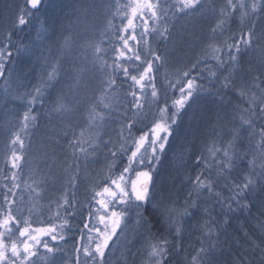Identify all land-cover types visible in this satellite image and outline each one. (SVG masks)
Instances as JSON below:
<instances>
[{
  "label": "snow or ice",
  "instance_id": "obj_1",
  "mask_svg": "<svg viewBox=\"0 0 264 264\" xmlns=\"http://www.w3.org/2000/svg\"><path fill=\"white\" fill-rule=\"evenodd\" d=\"M43 4L44 0H27V5L31 10L29 18H32ZM90 9L102 12L109 27L112 26L110 17L115 18L121 13L128 17L127 24L123 25L119 31L127 32L132 29V32L127 38L120 36L122 47L113 49L117 52L118 59H123L126 63L133 61L128 67L117 63L112 66L113 70L109 72L106 61L96 55L102 49L90 36L85 39L89 31L86 26L88 19L86 14ZM128 9H131L130 15ZM79 11L81 17L75 24L63 26L58 30L48 25L45 20H37L38 26L35 30L34 40L41 43L51 41L49 54L40 57L42 71L37 82L32 84L31 90L17 93L13 97L15 100L24 102L22 105L25 110L21 112L20 109H17L6 114L2 119L3 125L0 126V133H3L6 139L5 154H10L9 158L5 160V164L10 165L8 172L11 175L3 174L8 183L3 185V203L0 205V215L3 216V219L0 220V229L4 230L0 231V264H41L45 258L49 259L50 264H54L50 254L62 251L64 245L60 244L54 249L48 246V242H44L43 248L46 251L38 253L36 249L41 245V241L33 233L48 235L53 241L58 238L64 241L65 229L71 231L67 219H64L59 226V233L56 232L55 226L31 231L27 226L22 229L17 227L19 237H27L26 240H22L18 244V238L13 239L15 233L10 225L14 222L19 226L21 223L13 215V212L20 213L22 202V198L16 197L15 193V189L19 187L17 183L19 173L15 170L22 168L21 161H24L23 167H31L32 145L29 144L26 147L24 139H21V133L28 137L31 130L36 127L38 116L33 114V105L40 103L45 106L47 104V110L44 112L46 116L62 120L70 118L78 110L79 93L88 87L91 70L88 69L87 64L81 66L71 58L72 53L78 48L91 49L92 54L89 62L92 64V69L99 73L97 78L107 77V79L101 80L100 86L95 89V93L102 94L99 97L94 94L88 104L86 110L88 115L87 118H84V127L98 128L105 119L104 113H110L117 106L114 103L117 99L115 94L120 87L116 84L115 79L117 69H121L123 75L132 82L129 89L120 95V102L123 103L130 96L131 108L136 111H133L132 117L125 114V122L119 132L120 141L115 146L120 154H127L128 162L119 174L106 178V184L114 185L115 191L109 186H101L93 180L89 181V184L93 186L90 199L98 207L95 210L88 209L89 221L84 223V228L87 231L80 237L83 242L81 246L76 247L73 244L75 264H107L110 242L112 245L113 237H116L126 226L127 209L134 208L138 217L143 216V208L149 201L155 172L160 166L163 153L167 150L174 126L195 97L213 91L206 85H198L194 77L188 78L192 68L199 65L200 60L198 59L196 64L185 66L188 70L181 68L177 71L176 75L180 77L176 81L177 84H180L178 98L168 96L167 90H165L161 94L162 99H156L157 90L155 84L152 83L153 72L154 70L158 71V67H162L163 64L157 66L153 61H163L166 64L168 49L166 47L163 54H158L155 50L150 49L147 41L148 35L154 33L156 38L167 44L173 35L169 25L174 28L180 21L190 23L193 20H203L205 32L201 43H206L215 41L231 22L236 25V30L227 39L219 41L221 47H218L216 43H208L207 48H201L204 57H210L218 62L217 68L224 65L225 61L230 64L227 76L222 79L217 77L210 83H218L222 89L235 87L234 81L243 71L244 63L250 58H254L259 69L264 72V29L258 31L255 27V21L264 16V0H155V3L153 0H134V3L124 5H121L119 0H100L98 3L81 7ZM136 18L142 20L139 40H137L135 32L136 26L133 24V20ZM149 20L153 21L151 28L148 26ZM17 23L19 27L24 28L28 26L29 19L20 14L17 17ZM129 40L141 45V51L146 53L143 62L139 65L135 64V61H141L140 52L129 46ZM193 40L196 43L195 37ZM33 49V44L22 45L18 49V53L30 54ZM221 53L226 59L221 57ZM251 53H255V56L251 57ZM11 55V51L5 53L0 50V78L2 79L5 78V61ZM129 67L135 68L137 74H130ZM209 72L215 76V72H212L211 69ZM147 87H151L150 96L153 98L152 103L155 105V111L149 109L151 119L146 123L140 117L143 114L141 97L146 94ZM170 87H172L171 84ZM53 88H58L59 91L53 96L51 102H48L47 97ZM254 88L260 89L259 95L253 90ZM217 91L219 90L217 89ZM235 91L238 96L245 98L247 107L236 111L229 122L217 120L212 126V134L202 142L195 154H193L194 150L191 145L173 153V161L175 167L182 174V182H188L189 198L184 201L181 210L175 209L174 203L163 207L168 224L167 235L164 233L160 236L149 234L146 237L141 264H175L177 257L170 247L172 240L169 237L180 239L189 227L196 228L201 232L199 237L201 246L183 257L184 264H205V261L211 258L212 250L219 237L218 221L212 216L206 203L197 204L196 200L191 197L193 193L213 189L212 178L218 174L220 175L219 182H223L230 195L224 196L220 192L211 191L209 192L210 197L224 202L229 209L233 204L249 209L253 206V200L249 197L255 198V194L259 192L262 197L259 203L261 208H264V185L259 188L254 187L256 181L253 174L258 168L264 169V126H258L256 111L259 108L260 113H264V80L257 76L251 85L235 87ZM220 99L223 97L221 96ZM106 100L109 102L104 103ZM169 101H171L170 104ZM161 104L164 107H161ZM97 108H100L101 111L97 112ZM128 119H133V123H127ZM137 124L143 125V127L137 128ZM145 128L147 131L144 130ZM133 129L142 134L137 137ZM245 131L247 132L248 150L247 154L240 155L250 156L251 159H248L247 163L242 166L236 164V159L239 156L234 158L233 149L238 141L245 139L243 135ZM149 132L151 137H149ZM84 139L85 131L82 128L79 137L74 138L69 147L73 149L74 153L79 149L84 158H87L90 153L82 147ZM87 140L90 143L95 142L91 135L87 137ZM17 151H27L29 155L27 157L18 155ZM129 151L130 154H128ZM116 155L117 152L114 151L113 156ZM185 156H187L188 162L184 161L183 157ZM213 157L214 160L211 159ZM189 167L193 168L195 174L188 171ZM202 176L204 179H201ZM44 183L47 181L38 184L37 187H43ZM72 183H74V179L70 180V185ZM97 188L100 191H96ZM14 197L16 198L14 199ZM116 202L121 206L119 210L113 207ZM65 205L67 206L66 211L79 212V209H74L67 199H63L61 206ZM159 206V204L153 203V207ZM62 214L58 213L57 215ZM79 214L83 216L82 212ZM227 219L228 217L225 216L224 220L227 221ZM24 223L27 222L24 221ZM89 223H91V227H89ZM6 235L9 239L8 244L4 242ZM81 256H83V260H81ZM169 256L172 259H168Z\"/></svg>",
  "mask_w": 264,
  "mask_h": 264
},
{
  "label": "trees",
  "instance_id": "obj_2",
  "mask_svg": "<svg viewBox=\"0 0 264 264\" xmlns=\"http://www.w3.org/2000/svg\"><path fill=\"white\" fill-rule=\"evenodd\" d=\"M6 1L7 0H5V4L10 5V2L7 3ZM98 2H100V0H54L51 3L49 2L42 12L34 14L32 18H28V26L24 28L19 27L16 22L15 25L12 26L7 17L2 18L3 20L0 22V50H3L5 53L11 51L12 55L5 61V78H0V126L3 125L2 119L6 114L17 109H20L21 112L25 110L22 105L24 102L15 100L13 97L17 93L31 90L32 84L37 82V78L42 71L40 57L49 54L51 41L41 43L34 40L35 30L38 26L37 20H45L48 25L58 30L63 26L75 24L77 19L81 17L79 11L81 7ZM153 2L155 3V0H153ZM119 3L125 4L124 0H119ZM12 12L13 10L11 7L6 10V14ZM86 15L88 17L86 26H91L93 24L99 25L100 22H103L101 21L103 15L100 11L90 9ZM250 23L252 22L250 21ZM102 25L105 26L106 22ZM148 26L151 28L153 26V21L149 20ZM169 27L173 35L172 39L168 41L167 44L165 41L155 38L154 33H150L147 37L148 47L155 50L158 54H163L166 47L168 49V62L166 64L163 61H153L157 66L163 64L162 67H158V71L154 70L153 72L154 79L152 83L156 86V99H162L161 94L165 90H167L168 96H175L178 98L180 84H177L176 81L179 80L180 77L176 75L177 71L181 68L188 70L185 66L196 64L198 59L200 60L199 65L192 68L188 78L194 77L198 85L203 84L213 89V91L208 94L194 98L192 103L183 112L178 124L174 126L173 135L169 142V144L173 146L180 144V148L191 145L194 150L193 154H195L202 142L212 134V126L217 120L229 122L236 111L247 107L245 98L237 95L235 87L251 85L257 76H259L261 80H264V72L259 69L255 59L250 58L244 63L243 71L234 81L235 87L222 89L218 83L213 84L210 83V81H215L217 77L222 79L224 76H227V69L230 67V64L225 61L224 65L217 68L216 65L218 62L210 57H204L201 48H207L208 43H216L218 47H221L222 45L219 41L227 39L230 34L234 33L236 25L229 22L227 28L222 32V35L218 36L215 41H208L206 43H201L202 36L205 32V22L203 20H193L190 23L180 21L176 24V27L173 28L171 25H169ZM255 27L258 31L264 29V16H261L259 20L255 21ZM139 28L140 30L136 31L137 33H140L142 30L141 27ZM3 29L6 31L3 32ZM114 37V33L106 34L102 52L112 50V45L109 42H111ZM194 37L196 38V43H194ZM29 44L34 45V49L30 54L18 53V49H20L22 45ZM139 48H141L140 45L135 46V50L139 51L141 55V61H135L137 65L143 62L146 55V53L140 51ZM115 49H117V47ZM177 52L182 53V60L185 62L183 66L181 65L180 59L173 55ZM250 56L254 57L255 53H251ZM79 57H81V48L74 51L71 56L78 64ZM221 57L225 58L223 53H221ZM149 59H151L150 56ZM176 60H179V63H175ZM104 61H106L109 66L108 71L110 72L113 70L112 66L119 63L117 56L114 54L110 55ZM124 63L121 65L128 67L133 61H128L126 65ZM209 69L215 72V76L210 74ZM92 73L93 79H91V81H94L96 84L101 82L100 78L98 79L94 76L96 73L94 70ZM129 73L132 75L137 74L133 67H129ZM115 79L116 84L120 86L115 94L117 99L114 103L117 106L114 107L110 113H104L105 119L98 128L84 127V118H87L88 115L86 110L92 96L95 94L99 97L102 94L100 92L95 93L96 88L90 89L84 93L80 92L79 105L76 113L70 118L61 119V122L55 120V125H59L62 130L56 131L50 128L48 129L46 138L42 137L40 132H44L43 129L45 128L46 116L44 112L47 110V104L45 106L40 103L33 105V114L38 116L36 127L31 130L28 137H25L24 134L21 133V139H24L26 147L29 144L32 145L31 167H23L22 172L19 173L21 178L19 177L20 180H17L19 187L15 189V193L16 197L22 198V202L20 204V213L13 212V215L16 216V220L21 221V223L19 226L14 222L10 225L13 232H15V229L17 230V227L22 229L27 226L31 229H40L54 226L56 223H60L61 225L64 219H67L68 227H70L71 231H68L67 228L65 229L67 233V239L65 241L67 242L64 244V247L68 245L69 249H71V252L69 251L68 254L73 253V244L79 247L80 237L84 233L83 226L88 214V209L92 208L93 210V203L90 199L93 186L89 184V181L93 180L98 184L102 181L106 183L107 177L119 173L128 162L127 154H120L115 146L120 141L119 132L125 122V114H127L128 117H132L133 111L136 110L131 108L130 96L127 100H124L123 103H121L119 99L120 95L128 90L125 83L129 79L123 75L122 70L120 72L116 70ZM170 84L172 87H170ZM217 89L219 91H217ZM253 90L257 95L260 94L259 88H254ZM58 91V88L50 90L51 94L47 97L48 102H51L53 96L58 93ZM145 93L146 94L142 95L141 98L143 114L140 118L147 123L151 119L149 109L155 111V105L152 103L153 98L150 96L151 87L149 90L145 91ZM221 96L223 99H220ZM108 102L107 100L104 101V103ZM170 103L171 101H169V104ZM161 107H164V105L161 104ZM96 110L97 112L101 111L100 108ZM256 111L258 126H264V114L260 113L259 108H257ZM127 123H133V119H128ZM61 124H64V127L69 126V129L71 128L70 132H65ZM136 127L141 128L143 125L137 124ZM82 128L85 131V139L82 143V147H84L90 155L84 158L79 152V149H77L73 154H79L80 157L74 156L75 159L71 160V166L68 168V171L65 170L67 174L64 171L63 176L60 178L51 177L54 167L66 163V160L61 158V156L64 147L69 146V142L67 140V143H65L66 145L64 144L65 138L63 134H66L70 141L72 134L74 138L79 137ZM144 130L147 131L146 128ZM133 132L137 137L142 134L141 132H136L135 129H133ZM52 135L53 137H51ZM89 135L94 138V143H90L87 140ZM243 135L245 139L242 140V142H247V132L245 131ZM37 136H39L40 139H38ZM107 138H109L112 143L111 151L103 147V143L108 142ZM84 143L87 144L83 145ZM5 144V136L3 133H0V158L6 155ZM99 145L105 150V153L101 152ZM57 147H63L59 153H56ZM69 150L73 151L71 147H69ZM114 151L117 152V155L114 156L115 160H111L110 157L111 154L113 155ZM128 154H130V151ZM28 155L29 153L26 151V157ZM43 157H48V159L45 161L46 163L41 164L40 160ZM168 158L173 159V154ZM183 159L185 162H188L187 156L183 157ZM211 159L214 160L215 158L213 157ZM110 161L114 164H111ZM189 163L191 164V162ZM161 165H165L164 159L161 160ZM164 167L165 166H159L157 169V173H162V181L167 178H172L178 190L177 195L180 197L178 200L185 201L188 199L189 197L187 195L184 196L188 182H182L181 173H175L174 170L172 173H169L167 170L165 174L163 171ZM6 170V165H4L3 169L0 171V205L3 203L4 188L2 184L8 183L7 179L5 180L2 175L3 171ZM188 171L195 174L193 169L188 168ZM71 179H74V183L70 185ZM201 179H204V176H202ZM45 180L47 183H44L43 187H37L38 184L43 183ZM109 185L111 184H105V186ZM96 191H100V189L97 188ZM189 191L190 188L188 186L186 193ZM212 191L220 192L224 196L230 195L228 190L224 187V184L219 181L213 183ZM200 195H209L208 190H203ZM16 197H14V199ZM191 198L196 199L197 197L193 194ZM249 198L253 200V206L247 214H245L243 210L240 212L225 213L222 209H219V206L217 212H212V216L216 220H220L222 215H229L230 223L227 230H220L216 246L211 253V258L206 260L205 264H264V258H262V249H264V208L260 206L259 197ZM63 199H67L73 205L74 209H79V212L72 210L66 211L67 206H61L63 204ZM198 200L200 201V199ZM153 203L154 201H152L148 207L145 206L143 208L142 217L137 216L134 208H130L132 211H127V218L130 225L133 226L134 229L138 226L136 233L137 239H146L149 234L160 236L164 233L167 235L164 208L162 206L153 207ZM212 203L214 204L215 202L212 201ZM178 206L180 209L177 208ZM182 207L183 206H180L178 201L174 205V208L177 210H181ZM58 211L63 214L59 217H54ZM80 212L83 213V216L79 214ZM2 219L3 216L0 215V220ZM52 220L55 224H50ZM24 221L27 223L25 224ZM200 236L201 232L198 229L189 227L182 238L175 239L169 237V239L172 240L170 247L174 250V254L177 257L175 264H184L183 257L201 246ZM14 237H18V235ZM5 240L6 243H9L8 237H5ZM168 259H172V257L169 256Z\"/></svg>",
  "mask_w": 264,
  "mask_h": 264
},
{
  "label": "rangeland",
  "instance_id": "obj_3",
  "mask_svg": "<svg viewBox=\"0 0 264 264\" xmlns=\"http://www.w3.org/2000/svg\"><path fill=\"white\" fill-rule=\"evenodd\" d=\"M6 2L7 3L10 2V5H6L5 0H0V22L3 20L2 18L7 17V19L11 23V25H13V24H15V22H17L18 15L23 14V16L25 18H27V16H29V13H27L25 10V7H27V0H7ZM131 3H134V0H129V4H131ZM9 7H11L13 12L10 14H6V10ZM128 12L130 15L131 9H128ZM109 19H111L112 26L109 27L106 24L104 26V28L101 29L102 33L105 36L107 33H110V34L114 33V34H117L119 37L124 36L125 38H127L129 36V34L132 32V29H129L127 32L119 31V29L123 25L127 24L128 17L124 16L123 13L115 16V18L110 17ZM133 24L136 26L135 32L140 30V28L137 27V25H141L142 22L136 23L135 19H134ZM88 29H89V31H88L87 35L85 36V39H88V37L90 36L92 39L95 40V39L99 38L100 36H102V35H100L99 27L96 24L88 26ZM136 34H137V40H139L140 39V35H139L140 33L136 32ZM119 42H121V45L117 46L116 44H118ZM96 43L98 45L101 42L96 41ZM110 44L112 45V47H111L112 50L111 51H107V50L105 51V53L102 55L103 60H106L110 55H113V54L117 56V52H115L113 49H115L116 46H117V49H120L122 47V41L120 39L116 42V44L115 43H110ZM135 44H136L135 41L129 40V46L130 47L133 48V46H135ZM98 47L100 48V46H98ZM91 54H92L91 49L84 48V51L81 54V62L79 61V64H81V66H83V64H87L88 69L91 70L89 79H91L92 72H93L92 64L89 62ZM96 55L101 57V55L99 53H96ZM173 55L180 59L181 65L183 66L185 62L182 60V53L177 52V53H174ZM118 61L122 62L123 59H118ZM175 63H179V60H176ZM94 76L97 78L99 75H98V73H95ZM92 84H93V82L89 83L87 88H89V87L92 88L93 87ZM70 130H71V128L69 129V126H65V129H64L65 132L69 133ZM51 137H53V135ZM73 139H74V135L72 134L70 141H69V139H67V140L70 143ZM86 144L87 143H84L83 145H86ZM71 153H74V152L72 151ZM17 154L23 155V152L17 151ZM74 156H76V154ZM74 156L71 155V157H74ZM8 158H9V156L7 157V159ZM22 162L23 161L20 162L21 165H22ZM17 170H15V171H17ZM167 170L169 171L170 168L167 167ZM157 172H158V170L155 172L154 179H156V177H157L159 182H162L161 176L157 175ZM115 174H118V173H115ZM84 181H86V180H84ZM105 184H106L105 181H102L100 183L101 186L105 185ZM160 185L157 186V189L160 188ZM109 187H110V185H109ZM112 188L115 189V186H113ZM92 203H93V210H95V208L98 207V205L94 201H92ZM113 207H116L117 210H119V207H121V206L119 205L118 202H116L113 204ZM130 208L131 207H129L127 210L132 211ZM58 213H60V211H58L57 214ZM57 214L54 217H59ZM88 221H89V214L87 215V217L85 219V223H88ZM50 224H55V222L52 220ZM56 224L54 226L56 227V232L59 233L60 232V227H59L60 223H56ZM50 227H52V226H49L46 228H40V229H48ZM89 227H91V223H89ZM29 229H30V231L35 230V229H31V228H29ZM137 229H138V226L134 229L133 226L130 225V222L128 221V218H127L126 226L123 228V230L116 237H113L114 241H113L112 245L110 242V249H109V252L107 254V264H141V260L144 257V248H142L140 245L136 244L140 239L135 240V243L132 245H129V243H128L129 240L133 238V234L135 231H137ZM83 230H84V233L87 231V229H85L84 227H83ZM0 231H4V230L0 229ZM14 233H15V235H18V237L13 238V239L18 238V240H17L18 244L20 241L27 239V237H19V233L16 229H15ZM33 234L37 235L41 241V245L36 249L38 253H43L46 251V249L43 248L44 242H48V246L51 248H54V249L58 245H60L62 243L64 245L67 242V241H65L67 239L66 238V234H67L66 232H64V235H65L64 241L59 240V238L56 241H53V240H51V237L48 235H40L39 233H33ZM5 237H7V235ZM29 243H31V241H29ZM82 243L83 242L80 240L79 241V247H80V244H82ZM20 246L22 247V245H20ZM63 249L64 250H62V251L54 252V253L50 254L52 261H54V264H75V255L73 256L72 260H69V259H67L69 254H68V256H63V254H62L65 251L71 252V249L70 250L69 249L67 250L66 248H63ZM33 259H34V257H33ZM81 260H83V256H81ZM41 264H50V261H49V259L45 258L41 261Z\"/></svg>",
  "mask_w": 264,
  "mask_h": 264
},
{
  "label": "clouds",
  "instance_id": "obj_4",
  "mask_svg": "<svg viewBox=\"0 0 264 264\" xmlns=\"http://www.w3.org/2000/svg\"><path fill=\"white\" fill-rule=\"evenodd\" d=\"M261 114H264V113H261ZM257 119H258V117H257ZM179 148H180V144H177L175 146L168 144L167 150L163 153V155L161 157V160L162 159L165 160V165H161V163H160V166H162V167L163 166H167L170 169L175 170L176 167H175L173 159L168 158V157L171 154H173L174 152H176ZM247 150H248V143L247 142L238 141L236 143V145H235V147L233 149L234 158H236V156H239V158L236 159V164H240V165L243 166V165H245L247 163L248 159H251L250 156L240 155V154H247ZM253 174L255 176V181H256L254 187L259 188L261 185H264V169L258 168V169H256L254 171ZM219 180H220V175L218 174L216 177L212 178V184L216 183ZM221 183H223V182L221 181ZM187 188H188V185H186L184 196L185 195L188 196L189 192L186 193V189ZM211 191H212V189H209L208 193L211 192ZM193 194H195L197 199H200L201 202L206 203V205L209 208L211 213L213 211L217 212L218 211V206H219V209H222L225 213L240 212L241 210H243L245 212V214H247L251 210V208L246 209L243 206H239V205H236V204H233L232 208L229 209L224 204V202L218 201L216 199H213L212 197H210V195L201 196L200 193H193ZM255 195H256V197L262 198V197H260L259 192H257ZM149 201H154L155 203H157L160 206L164 207V206L169 205V204H173V203L176 204L178 199L170 191H167V190H165L163 188L156 189L155 187H152L151 188V194H150V197H149ZM212 201H214L215 203L213 204ZM148 202L145 205L147 207H148ZM225 216L228 217L227 221L224 220ZM217 221H218L217 229H218V233L220 234V230H227V228L229 226V223H230V216L229 215H222L220 217V220H217ZM126 224H127V221H126ZM165 224H166V227H168V224H167L166 220H165ZM122 230H123V228L121 229V231ZM128 243H129V245L134 244L135 243V237L130 239ZM262 258H264V249H262Z\"/></svg>",
  "mask_w": 264,
  "mask_h": 264
},
{
  "label": "bare ground",
  "instance_id": "obj_5",
  "mask_svg": "<svg viewBox=\"0 0 264 264\" xmlns=\"http://www.w3.org/2000/svg\"><path fill=\"white\" fill-rule=\"evenodd\" d=\"M79 58H80L79 61L81 62V57H79ZM65 145H66V144H65ZM65 145H64V146H65ZM35 148H36V147H35ZM59 148H60V149H59ZM62 148H63V147H62ZM62 148H61V147H57V148H56V153H59V152L62 150ZM37 149H38V148H37ZM38 150H40V149H38ZM71 152H72V151L69 150V146H68V147H64V149H63V154H62L61 158H64V159L66 160V163H65V164L62 163V165H59L58 167H54V170L52 171V174H51L53 177H55V176L58 175V174H62L65 170L68 171V168L71 166V160L75 159L74 157H71V155L74 156V154L71 153ZM70 153H71V154H70ZM9 155H10V154H9ZM9 155H5L4 157L0 158V171L3 169V166H4V165H6V168H7L6 171H3L2 175H3L4 173H8V175H10V173L8 172V169L10 168V165L5 164V160H7V157H8ZM47 159H48V157H43V158L40 160V163H41V164H42V163H46L45 161H46ZM110 162H111V161H110ZM111 164H113V163L111 162ZM23 165H24V161L22 162V168L17 170L18 173H21V172H22ZM189 168H190V169H193L192 167H189ZM67 171H65L66 174H67ZM172 171H173V170L170 169V170H169V173H172ZM174 172H175V173H181L177 168L174 170ZM53 174H54L55 176H54ZM19 175H20V174H19ZM181 175H182V174H181ZM21 176H22V174H21ZM19 177H20V176H19ZM19 177H18V179H19ZM3 178L5 179L4 175H3ZM20 178H21V177H20ZM5 180H6V179H5ZM19 180H20V179H19ZM1 182H4V181H1ZM5 182H6V181H5ZM2 185H5V184H2ZM160 188H163V189H165V190H167V191H170L171 193L174 194V196H175L177 199L180 198V197L177 195V194H178V190H177L176 185H175L174 181L172 180V178H167L166 180H164V182L160 185ZM195 200H196L197 204L200 203V201H199L197 198H196ZM178 202H179V205H180V206H183V205H184V201H183V200H178ZM177 208L180 209L179 206H178ZM13 238H14V237H13ZM5 241H6V240H5V237H4V242H5ZM8 241H9V240H8ZM144 242H145V239H140L136 244H137V245H140V246L143 248ZM5 244H8V243L5 242ZM66 256H68V255H66ZM73 256H74V253H70L67 259L72 260Z\"/></svg>",
  "mask_w": 264,
  "mask_h": 264
},
{
  "label": "water",
  "instance_id": "obj_6",
  "mask_svg": "<svg viewBox=\"0 0 264 264\" xmlns=\"http://www.w3.org/2000/svg\"><path fill=\"white\" fill-rule=\"evenodd\" d=\"M44 2H45V0H44ZM41 8H42V7H41ZM41 8H40V9H41ZM40 9H39L38 11H40Z\"/></svg>",
  "mask_w": 264,
  "mask_h": 264
}]
</instances>
